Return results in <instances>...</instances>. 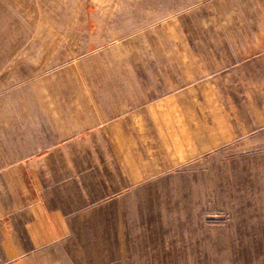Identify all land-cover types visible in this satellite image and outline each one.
Returning a JSON list of instances; mask_svg holds the SVG:
<instances>
[{
    "label": "rangeland",
    "instance_id": "obj_1",
    "mask_svg": "<svg viewBox=\"0 0 264 264\" xmlns=\"http://www.w3.org/2000/svg\"><path fill=\"white\" fill-rule=\"evenodd\" d=\"M8 2L16 11L0 13V154L7 165L38 158L45 196L81 210L68 237L21 254L24 264H264V247L250 236L240 243L250 222L234 219L253 186L217 173L207 202L191 183L206 173L170 163L176 149L144 126L160 98L211 81L214 133L219 121L231 124L247 149L215 165H264L254 153L255 129L264 130L255 125L264 112V0ZM96 116L124 131L128 120L135 149L106 126L83 124ZM128 153L154 171L130 172ZM69 184L86 204H75ZM9 192L0 217L13 207ZM11 262L0 254V264Z\"/></svg>",
    "mask_w": 264,
    "mask_h": 264
},
{
    "label": "crops",
    "instance_id": "obj_2",
    "mask_svg": "<svg viewBox=\"0 0 264 264\" xmlns=\"http://www.w3.org/2000/svg\"><path fill=\"white\" fill-rule=\"evenodd\" d=\"M8 1L0 0V13H7L9 10L16 11L10 8L16 7V1L12 2V6L9 4L10 7L6 8ZM214 92L215 89L211 81H206L201 85L191 84L186 88L175 90L171 92L173 95L167 94L160 98L156 105L149 107L147 113H144L146 117L144 126H150L162 135L161 137H166L164 139L165 147L176 149L177 153L171 154L176 158L170 163L182 165L190 162L192 173L202 171L206 173V177H202L201 180L194 179L191 183L195 188L207 191V202L212 196V191L209 190H213L217 186L214 179L212 180L217 173L226 174L223 180L228 181L229 185L231 182H238L241 185L242 181H245L253 186L251 187L254 189L253 197L250 199L240 198L238 201L239 212L235 214L234 219L240 222H250L249 225L244 224L239 227L238 237L240 243L241 241L245 242L247 236L252 237L255 249L259 250L264 247V165L255 164L252 171L246 170L247 168L244 166L217 168L218 166L215 165L217 156L239 157L247 149L241 146L242 142L245 143L246 140L238 135L237 129L229 126L231 124L219 121L218 125L221 126L222 133L220 135L214 133L216 132L214 130L216 123L211 119V115L216 113ZM262 110L263 108L255 114V125H264ZM107 121L108 119L103 116H96L94 120L85 118L83 124L85 126L88 123L89 125H100L104 129L106 126L105 130L109 129L110 131L106 135L124 141V145L128 149H135L133 142L136 137L132 131L134 126L132 127V124L127 120L124 131L120 122L107 126ZM224 125L226 129H223ZM144 131L143 129L141 132L144 134ZM263 136V128H256L254 153L259 157L264 156ZM142 147L143 150L146 149L144 143ZM144 156L148 157L146 153H143L142 157ZM18 159L13 164L7 165L5 157L0 154V205L5 206L6 204L4 200L6 190H9V195L14 198L13 207L4 209L7 215L0 217V254H3L5 258L8 255L12 261L10 264H24L20 259L21 254L38 252L40 247L55 244L68 237L72 230L74 217L81 212L78 207L70 208L67 203L56 205L53 200L45 196L47 195L44 192L45 188L40 186L38 158L22 161L20 155ZM144 159L142 158V161ZM125 163L132 167L130 172L136 171L134 168L136 165H141L138 160H135V156L131 158L129 153ZM151 171L154 170L150 168L147 158L144 161V166L143 164L139 166L138 172L148 173ZM218 183L217 180L216 184ZM78 187L80 188V186ZM66 188L67 186L64 185L63 190ZM74 189L73 187L68 193L74 194L75 198L79 199L75 204H86L85 193L75 192ZM80 198L83 199V202Z\"/></svg>",
    "mask_w": 264,
    "mask_h": 264
}]
</instances>
